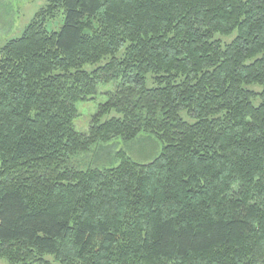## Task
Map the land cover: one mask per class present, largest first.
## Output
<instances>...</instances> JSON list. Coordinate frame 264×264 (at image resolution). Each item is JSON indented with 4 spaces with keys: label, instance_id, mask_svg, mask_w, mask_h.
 <instances>
[{
    "label": "trees",
    "instance_id": "16d2710c",
    "mask_svg": "<svg viewBox=\"0 0 264 264\" xmlns=\"http://www.w3.org/2000/svg\"><path fill=\"white\" fill-rule=\"evenodd\" d=\"M142 134L163 146L150 164L67 168ZM46 257L264 264V0H49L2 48L0 259Z\"/></svg>",
    "mask_w": 264,
    "mask_h": 264
},
{
    "label": "rangeland",
    "instance_id": "374dc122",
    "mask_svg": "<svg viewBox=\"0 0 264 264\" xmlns=\"http://www.w3.org/2000/svg\"><path fill=\"white\" fill-rule=\"evenodd\" d=\"M49 0H0V51L11 40L20 38L26 27L32 22L41 9L46 8ZM49 31H58L63 25V17L49 23ZM236 35L220 37L224 44L232 43ZM125 51L119 54L122 59ZM111 62L110 58L104 59L95 67H88L89 72L98 67H103ZM149 85L152 86V78H149ZM118 90L117 84H110L99 88L98 96L92 102L78 105L79 117L75 121L76 131L80 134H89L93 117L98 113L99 107L109 101L107 95L115 94ZM162 144L154 136L142 134L131 143H124L116 140L109 144L94 146L90 152L80 154L70 159L67 166L70 170L87 172L89 170H107L117 168L122 163V156L125 160L134 163L147 165L154 161L162 151ZM45 260L56 264L53 257H46ZM0 264H10L7 259L1 258Z\"/></svg>",
    "mask_w": 264,
    "mask_h": 264
}]
</instances>
